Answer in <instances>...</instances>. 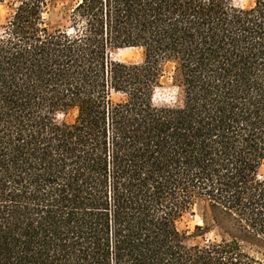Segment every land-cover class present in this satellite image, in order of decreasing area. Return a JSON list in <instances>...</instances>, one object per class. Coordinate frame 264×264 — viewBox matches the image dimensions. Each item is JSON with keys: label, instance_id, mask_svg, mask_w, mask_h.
<instances>
[{"label": "trees", "instance_id": "trees-1", "mask_svg": "<svg viewBox=\"0 0 264 264\" xmlns=\"http://www.w3.org/2000/svg\"><path fill=\"white\" fill-rule=\"evenodd\" d=\"M54 1L0 0V264H264V0Z\"/></svg>", "mask_w": 264, "mask_h": 264}, {"label": "rangeland", "instance_id": "rangeland-1", "mask_svg": "<svg viewBox=\"0 0 264 264\" xmlns=\"http://www.w3.org/2000/svg\"><path fill=\"white\" fill-rule=\"evenodd\" d=\"M254 0H231L232 4L239 8H248L253 5ZM67 8V3L63 2L62 0L54 1L50 8L49 13L47 15V19L49 20L51 26L57 27L60 21L64 20V14ZM9 16V9L5 6H0V25L3 24L7 17ZM111 57L113 60L120 61L123 63H137L141 60V53L140 50L137 48H119L115 49L111 53ZM168 76V75H167ZM175 99V89L170 83V79L166 77L162 81V85L156 89L153 101L154 104L160 105L163 103H169L174 101ZM73 117V114H68L66 116L59 115V119H65L70 121ZM258 177L260 179H264V161L262 162L259 170H258ZM208 224L212 229L210 232L206 234V238L209 239H219L220 232L212 226L210 221L209 212L206 206L199 202L193 208L190 213L184 215L182 222L180 223V227L185 229L189 232L193 230L195 225H203Z\"/></svg>", "mask_w": 264, "mask_h": 264}]
</instances>
